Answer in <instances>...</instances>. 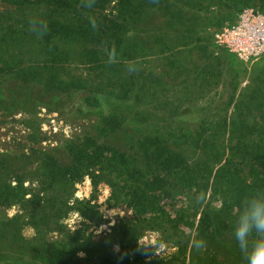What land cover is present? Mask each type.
I'll list each match as a JSON object with an SVG mask.
<instances>
[{
    "label": "trees",
    "instance_id": "16d2710c",
    "mask_svg": "<svg viewBox=\"0 0 264 264\" xmlns=\"http://www.w3.org/2000/svg\"><path fill=\"white\" fill-rule=\"evenodd\" d=\"M0 2L23 14L15 20L0 14V74L47 90L89 91L83 101L91 106L104 100L112 106L132 102L154 110L143 113L133 108L134 118L147 124L124 149L83 134L69 143L65 161L43 150L36 151L34 160L24 153L0 155V209L16 208L9 217L0 215V248L11 253L0 257H7L10 264H225L210 240L223 231L231 233L239 201L264 188V76L257 72L237 94V74L225 77L222 86L230 89L218 102L224 107L219 113L201 115L193 131L157 126L156 119L168 123L187 119L178 111L181 102L167 95L184 82L185 77L176 81L179 76L186 75L187 91L194 85L197 93L219 79L218 60L199 67L188 56V39L200 42V28L213 20L200 15L203 9L225 6L227 11L219 10L221 20L228 19L232 9L237 13L257 3L264 14V0ZM131 23L141 24V36L126 33ZM199 45L207 57L205 46ZM148 56H158L164 68L146 69ZM74 63L88 64L95 78L68 69ZM110 110L99 114L94 125L101 135L124 127L125 115ZM181 144L190 147L191 157ZM84 176L92 187L99 182L108 186V206H124L142 219L133 222L122 216L108 230L89 229L101 221V214L92 197L74 196V184ZM179 191L190 192L200 207L191 239L182 229H191L192 222L180 211L171 215L165 208L170 195ZM70 212L80 216L71 230L64 222ZM25 227L31 230L29 236L23 234ZM146 229L157 231L154 246L138 244ZM50 233H55L53 239ZM162 243H172L175 251L156 254V245Z\"/></svg>",
    "mask_w": 264,
    "mask_h": 264
},
{
    "label": "rangeland",
    "instance_id": "374dc122",
    "mask_svg": "<svg viewBox=\"0 0 264 264\" xmlns=\"http://www.w3.org/2000/svg\"><path fill=\"white\" fill-rule=\"evenodd\" d=\"M246 7V6H244ZM256 8L258 11L257 3H253L250 6ZM227 11L225 6L219 7L218 5H209L207 9H203L201 16L212 18L213 20H206L203 27H201L199 33L200 42L196 37L188 39V48L191 50L188 56L192 62L196 63L199 67L206 64L209 60H218V67L220 69L218 81L212 80L210 84L206 85L201 92L197 93V89L194 85H189L191 92L187 91L186 75L179 76L176 81L185 77L184 82L181 80L177 86L170 90L167 95L170 99L175 100L176 103L181 102L178 106V111L181 112L186 120L184 123L179 121L168 123L157 120V126H161L168 129L177 128L179 126L186 127L190 131L194 130L196 120L201 115H213L216 112H221L224 107L223 103L218 102L224 100L230 87L223 88L222 84L225 77H229L231 74H237L238 84L235 90V94L238 93L239 88L250 82L251 78L256 75L257 72L264 76V55L250 60H241L233 52L227 50L221 45H218L213 41V34L215 31L220 30L222 27L232 23L235 19L237 9H232L228 15V19L219 20L220 11ZM230 10V9H229ZM261 12V11H260ZM262 13V12H261ZM0 14L8 15L10 19H20L23 14L18 10L7 4L0 2ZM263 14V13H262ZM264 15V14H263ZM219 21H218V20ZM144 30L148 29V24H142ZM127 26V24H126ZM126 33L129 35L141 36V24L134 23L128 24L126 27ZM149 32V31H148ZM199 44L205 46V58L203 53L198 49ZM144 66L146 69L158 70L164 68L160 64L161 60L158 56H148L145 58ZM215 65V63H212ZM68 69L75 72V74H81L83 77H93L94 71L90 69V66L85 63L69 64ZM191 77V76H190ZM65 78V77H63ZM189 78V77H188ZM66 79V78H65ZM186 86V87H184ZM89 91H57L47 90L41 85L26 81L23 79L6 77V75L0 74V155L12 157H22L21 155L28 154L33 156L37 154V150L48 151L57 156L60 160L65 161L68 155V146L71 141H75L77 137L83 134L92 135L97 140L105 141L113 145H117L121 148H126L127 142L132 141V135L137 131L142 130L143 126L147 123H141L133 116V111H141L143 113H153L152 107L146 105L134 106L127 105L128 102L121 103L120 105H110L107 101H102L98 106H91L84 103L83 98L88 95ZM186 96V99H184ZM190 98V99H188ZM224 98V99H222ZM129 101V100H128ZM109 103V104H108ZM135 108V109H133ZM122 112L125 115L123 124L124 127L115 132L106 133L101 135L96 131L94 125L99 114H104L107 111ZM159 112L160 110L157 109ZM135 112V111H134ZM161 113V112H160ZM154 122L153 120H148ZM185 155L189 158L192 156L191 149L185 144L179 145ZM190 149V152H189ZM18 158H15L17 160ZM8 162V159H6ZM31 162V161H30ZM30 166V163H29ZM32 168V166H30ZM13 183V182H12ZM26 183V182H25ZM109 194L108 186L99 182L95 187H92L89 179L84 176L74 184V196L80 198H91L92 202L97 204V209L101 214V221L97 225L91 226L94 232H99L102 229L108 230V226L115 224L117 220L122 216H129L133 222H138L142 219L140 214H132L131 210L124 206H108L106 198ZM219 206V202H215ZM165 208L169 210L173 215L174 211L178 210L188 221L192 222L193 227L191 229L184 228L182 232L185 235H189L190 239L193 236L194 227L199 216V205L192 200L191 194L188 191L173 192L167 199ZM15 206L7 207L6 209H0V215L4 217L11 216L15 211ZM178 213V212H177ZM80 216L76 212H70L64 219L69 229H73L78 226ZM23 234L29 236L31 230L28 227L23 229ZM155 230H145L141 237L138 238V244L142 246H154L157 236ZM50 239L55 237V233H50ZM191 240L189 242L188 250L190 248ZM211 249L217 253L216 255L224 261L225 264H243V258L238 250L234 240L232 239L229 231H223L222 234L214 237L210 240ZM176 247L172 243L168 245L164 243L156 245L155 253L158 255H168L170 252L175 251ZM161 250V251H160ZM188 250L185 252V261H188ZM76 255H81V252H74ZM1 254H11L6 248H0ZM24 258H26L24 256ZM7 257H0V264H10Z\"/></svg>",
    "mask_w": 264,
    "mask_h": 264
},
{
    "label": "clouds",
    "instance_id": "9594fccd",
    "mask_svg": "<svg viewBox=\"0 0 264 264\" xmlns=\"http://www.w3.org/2000/svg\"><path fill=\"white\" fill-rule=\"evenodd\" d=\"M230 230L243 264H264V188L246 194L239 201Z\"/></svg>",
    "mask_w": 264,
    "mask_h": 264
},
{
    "label": "built area",
    "instance_id": "2783aa9c",
    "mask_svg": "<svg viewBox=\"0 0 264 264\" xmlns=\"http://www.w3.org/2000/svg\"><path fill=\"white\" fill-rule=\"evenodd\" d=\"M213 41L241 60L264 55V15L253 7H242L234 22L215 31Z\"/></svg>",
    "mask_w": 264,
    "mask_h": 264
}]
</instances>
